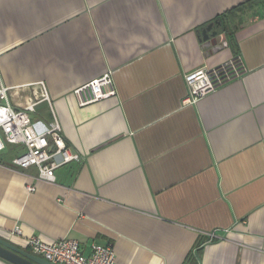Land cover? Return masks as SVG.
Listing matches in <instances>:
<instances>
[{"label": "crops", "instance_id": "crops-1", "mask_svg": "<svg viewBox=\"0 0 264 264\" xmlns=\"http://www.w3.org/2000/svg\"><path fill=\"white\" fill-rule=\"evenodd\" d=\"M236 57L242 77L187 101L188 74ZM109 71L117 95L80 107L74 90ZM0 75L16 108L44 86L84 159L47 184L2 153L1 238L111 244L118 264H264V0H0Z\"/></svg>", "mask_w": 264, "mask_h": 264}, {"label": "built area", "instance_id": "built-area-1", "mask_svg": "<svg viewBox=\"0 0 264 264\" xmlns=\"http://www.w3.org/2000/svg\"><path fill=\"white\" fill-rule=\"evenodd\" d=\"M246 68L240 57L233 58L216 68H204L186 76L189 88L187 101L195 103L198 99L218 88L242 77ZM9 88L4 86L0 75V155L10 146H16V154L7 167L24 174L34 169L35 177L47 184L56 183V171L72 163L82 164L83 157L74 152L66 143L62 126L56 115L44 86L40 98L28 102L22 108L10 102ZM117 88L111 71L98 80L90 81L74 90L73 94L80 107L92 105L117 95ZM47 103L52 112V120L40 128L34 123L33 115L41 103ZM33 192L35 188L29 186ZM14 234H21L16 228ZM27 251L52 264H118L113 245L92 244L90 254L85 255L80 243L73 239H61L45 243L33 237L27 241Z\"/></svg>", "mask_w": 264, "mask_h": 264}, {"label": "water", "instance_id": "water-1", "mask_svg": "<svg viewBox=\"0 0 264 264\" xmlns=\"http://www.w3.org/2000/svg\"><path fill=\"white\" fill-rule=\"evenodd\" d=\"M0 258L11 264H52L0 237Z\"/></svg>", "mask_w": 264, "mask_h": 264}, {"label": "rangeland", "instance_id": "rangeland-1", "mask_svg": "<svg viewBox=\"0 0 264 264\" xmlns=\"http://www.w3.org/2000/svg\"><path fill=\"white\" fill-rule=\"evenodd\" d=\"M17 147L16 146H10L9 149H7L6 152L11 151V150H15L16 151ZM15 156V155H14Z\"/></svg>", "mask_w": 264, "mask_h": 264}]
</instances>
